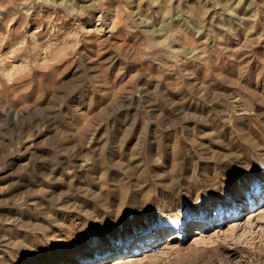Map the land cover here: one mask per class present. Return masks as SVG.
<instances>
[{"label": "rangeland", "instance_id": "1", "mask_svg": "<svg viewBox=\"0 0 264 264\" xmlns=\"http://www.w3.org/2000/svg\"><path fill=\"white\" fill-rule=\"evenodd\" d=\"M252 181L264 0H0V264L109 263L169 227L139 264H264V230L217 231Z\"/></svg>", "mask_w": 264, "mask_h": 264}, {"label": "bare ground", "instance_id": "2", "mask_svg": "<svg viewBox=\"0 0 264 264\" xmlns=\"http://www.w3.org/2000/svg\"><path fill=\"white\" fill-rule=\"evenodd\" d=\"M155 41H156V39H155ZM259 190H260L259 186L254 181H252L246 187H241L240 189H238L236 194L239 195L237 198H239L241 200V201H239V202H241V205L242 204L244 205V201L249 200V204H252L251 206L255 205L256 203H258L259 206L256 207V209H252L251 206L250 207H247V206L241 207V205L235 206V204H234V206H232L230 208V210L227 212L226 217H229V218L231 217V218H235V219H233V222L229 223L227 230L218 229L217 230L218 234L219 233L224 234V233H227L229 231L239 233V232H242L244 230V226H245V228L247 226H250L252 229L261 230V232H262V230H264V205H263L264 204V192L262 190H260V191ZM255 194L259 195L258 200L256 199ZM219 204L220 203L217 202L216 200L212 201V205L216 207V213L213 215V217L214 216L218 217V220L221 219L220 218L221 212L219 213L220 209H218ZM245 208L246 209L251 208V209L247 212V218L242 220L238 217L243 212V209H245ZM211 225H212V217H210L209 219H207L206 221H204L202 223L201 222L197 223L192 230V234L194 236V239H193L194 242L195 241H199V242L202 241L203 242V241L210 239V234L206 233V232L210 229ZM212 234H211V236H212ZM179 235H180V232L175 227L166 228V229L162 230L160 233L150 232L146 235L138 237L133 246L132 245L130 246V244H126L125 248L118 251V253L116 255L109 258V259H111V261L109 263H105L106 261H104V259H101V261L99 260L100 262L97 264H139L141 262L140 257H144V256L148 257L147 255H151V254H149V252H147L148 251L147 249L149 247H150V249L153 248V246L156 244L158 239L159 240L160 239H166L167 243L169 242L166 245L171 247L177 241L176 239L178 238ZM180 236H183V235H180ZM199 242H195V243H199ZM129 248H130L129 252H131L132 249L135 250L134 252L141 251V254H140L141 256L140 255L136 256L135 253H132L130 256L125 257L124 254H126V252L128 251ZM153 250H155V249H153Z\"/></svg>", "mask_w": 264, "mask_h": 264}]
</instances>
